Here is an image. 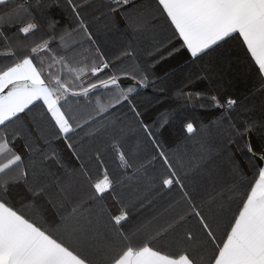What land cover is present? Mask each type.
<instances>
[{
	"label": "snow or ice",
	"instance_id": "6c2138e0",
	"mask_svg": "<svg viewBox=\"0 0 264 264\" xmlns=\"http://www.w3.org/2000/svg\"><path fill=\"white\" fill-rule=\"evenodd\" d=\"M89 3L90 0H50L47 7L63 8L73 18L74 26L57 32L59 22L53 19L47 24V35L26 46L22 38L40 30V24L30 11L32 5L28 0H16L14 5L12 0H0V6H4L0 9V58H12L11 63L0 64V264H264V118L257 121L247 116L251 110L236 98L217 94L205 97L203 93H195L197 99L206 98L211 107L222 110L219 134L226 141L225 146L243 145L249 171L245 172L233 163L230 168L232 183L223 185L197 203L185 189L168 157L159 151L167 169L160 186L168 190L178 188L186 210L143 242L136 239L139 228L131 233L124 229L130 209L137 203L143 207L138 189L117 193L106 168L102 177L93 182L82 161L71 175L79 176L93 190L91 200L99 201L110 192L120 205L118 214L102 207L94 216L85 203L71 196V186L65 182L69 173L52 170V164L63 167V162L50 142L47 152H36L35 156L32 154L33 144L26 143L25 147L29 149L27 159L17 150L16 142L25 119L39 105L55 129V139H63L76 159L82 160L71 141L78 135L77 130L84 129L95 117L80 120L70 109L66 110L69 95L87 97L97 88L115 89V103L102 105L97 101L98 114L123 101L130 103L129 96L135 89L121 88V76L115 73L107 79L89 83L87 87L75 84V80L86 73L97 76L105 69H111L114 63L105 57L82 15V9ZM131 3L132 0H108L106 7L110 14L121 12L132 26L135 20L125 10V6ZM155 5L154 20L163 22L168 35L166 43L149 52L150 56L171 45L167 56L182 53L196 65L212 53L235 52L237 59L243 57L254 69L259 81L256 90L264 96V0H155ZM76 34L80 39L69 43ZM85 43L87 48H84ZM78 48H83L96 59L90 65L84 63L74 67L70 61L82 55L76 51ZM17 49L26 51V54L17 56ZM58 50L65 54L59 55ZM40 53L47 54L52 63L67 69L73 79L62 80L51 73L46 76L43 58L36 59ZM123 57L135 59V50L129 46L115 60ZM165 58L160 55L161 60ZM129 75L123 73L125 77ZM132 79L136 77L132 76ZM136 83L148 87L149 76L141 71ZM76 87L80 91L72 90ZM177 94L189 100L193 97L184 89L178 90ZM130 111L159 149L153 131L140 119L141 113L135 106ZM166 123L164 119L160 126ZM184 127L188 134L197 131L191 122ZM100 131L95 129L86 135L94 137ZM120 131L122 133L123 129ZM109 147L121 168H135L139 172L145 167V164L137 166L132 163L122 149L120 136H111ZM95 159L103 165L99 152ZM21 185L31 193L33 205L18 206L10 199L12 189ZM37 200L54 207L59 219L53 218L51 222L44 219L35 206ZM233 204L235 208H232ZM26 207L33 210L26 211ZM189 220H194L195 226L186 228L174 243L165 247L154 244L155 240L183 227Z\"/></svg>",
	"mask_w": 264,
	"mask_h": 264
},
{
	"label": "trees",
	"instance_id": "16d2710c",
	"mask_svg": "<svg viewBox=\"0 0 264 264\" xmlns=\"http://www.w3.org/2000/svg\"><path fill=\"white\" fill-rule=\"evenodd\" d=\"M92 1L94 0L90 2ZM15 3L16 0H12V4ZM28 3L32 5L30 11L40 24V30L28 38H22L24 45L31 46L45 37L48 32L47 24L53 19L59 22L55 29L57 32L70 30L74 26L73 18L63 8L47 7L50 0H28ZM3 8L4 6H0V9ZM125 10L135 20L132 26H129L121 12L110 14L107 7L101 9L98 16L87 21L97 45L105 57L114 63L111 69H105L97 76L88 75L87 80H82L84 75L81 76L79 80H75V84L87 87L89 83L98 82V79H107L113 73L120 76H123V73H129L131 74L129 76H135L139 80L141 71H143L149 76V86L136 87V91L129 96L130 103L123 101L102 114H98L97 101L99 100L102 105L115 103V89L97 88L91 90L87 97L69 95V104L65 105L66 110L70 109L72 114L80 120H88L90 116L95 117L84 129L77 130L78 135L74 136L71 141L82 160L74 158L72 150L67 148L63 139H55L49 130L52 124L42 114L44 110L39 105L26 117L25 126L18 139H20L22 148H25L26 154H29V149L25 147V144L29 142L33 144V155L40 151L47 152L50 142L53 150L61 148L62 153L73 157L77 166L83 161L89 173H91V167L87 165L86 159L89 157L95 159L96 153L99 152L116 186V192L123 194L129 189H138L141 194L143 207L137 203L134 208L130 209L128 221L124 222V229L129 233L140 229L136 236L138 239L162 231L173 218L183 214L186 210L178 188L168 190L160 186L161 178L166 175L167 169L163 159L158 155L159 151H163L168 157L178 175L181 176L185 189L194 196L197 203L202 197L206 198L209 193L225 184L232 183L230 168L233 163L245 172L249 171L243 145L225 146L226 141L219 134L222 110L211 107L206 98L197 99L195 93H203L205 97L217 94L221 97L236 98L243 102L244 107L251 110L246 115L257 121L264 118V96L256 90L259 88V81L254 69L243 57L237 59L235 52L221 53L220 63L216 60L207 62L206 58L210 57V54L196 65L188 61L182 53L167 56L171 45H168V48H161L160 53L150 56L149 52L162 43H166L165 37L168 35L163 28V22L157 23L154 20L155 0H132L131 4L125 6ZM79 39V35L76 34L69 43ZM129 46L135 50V59L123 57L121 60H115ZM87 47L85 43L84 48ZM76 51L82 55L70 61L74 67L83 66L84 63L90 65L96 59L91 53H85L83 48H78ZM16 52L17 56L26 54V51L21 49H17ZM58 54L64 55L65 53L63 50H58ZM161 54L166 58L161 60ZM41 58H43L46 76L51 73L53 77L59 76L62 80L73 79L67 69L62 68L58 63H52L47 54L40 53L36 59L39 61ZM157 60L159 63H155ZM11 62V57L0 58V64ZM120 85L123 89L131 86L130 84ZM180 89L191 92L192 99L179 96L177 93ZM72 90L80 91V88L76 87ZM132 106L136 107L141 113L140 119L153 131L154 138L160 145L159 149L151 142V138L143 131L137 118L130 111ZM164 119L167 123L161 127ZM188 122L193 123L197 129L195 134L186 132L184 126ZM52 129L55 131L54 128ZM95 129H100V133L94 137L86 135ZM121 129H123L122 133ZM113 135L120 136L122 149L130 156L132 163L137 166L145 164L144 168L137 172L135 168L125 170L120 167L117 156L109 147L110 137ZM201 156L204 158L201 159ZM109 157L114 159L113 166L119 172H113ZM95 177V175L92 176V179ZM23 195L24 198L20 196V201L13 202L18 206L33 205L30 203L31 194ZM108 196L112 197L116 209L119 210L120 205L114 199V194L109 193ZM86 205L90 209V203ZM35 206L36 208L43 206L47 214L46 220L51 222L53 218L59 219L56 209L43 200L35 201ZM232 208H235V204ZM194 226L195 221L189 220L183 227H178L155 240L154 244L157 243L156 245L159 246L161 243L159 241L173 236L177 237L186 228Z\"/></svg>",
	"mask_w": 264,
	"mask_h": 264
},
{
	"label": "crops",
	"instance_id": "0c3cea01",
	"mask_svg": "<svg viewBox=\"0 0 264 264\" xmlns=\"http://www.w3.org/2000/svg\"><path fill=\"white\" fill-rule=\"evenodd\" d=\"M91 1V0H90ZM95 1H97L95 3ZM108 4V0H94L92 2H90L87 6H85L82 9V15L85 17L86 21L92 20L93 18H95L96 16H98L97 14L99 13V11H101V9L105 8L106 5ZM219 52L217 53H212L210 55V57L206 58V61H212V60H216L219 63L221 62L222 58L220 57ZM80 58L79 56H76L75 59ZM91 75V73H86L83 77L82 80H87L89 79V76ZM205 75H208L207 73H205ZM130 87H133L135 90L132 92L134 93L136 91V87H138L137 85H131ZM127 90V89H125ZM131 93V94H132ZM130 94V95H131ZM53 127H50V131L54 136V130L52 129ZM55 137V136H54ZM16 148L17 150L27 159L29 154H26V150L25 148H22V146L20 145V139L17 140L16 142ZM49 149H47L46 151H48ZM55 151L58 153L59 157L61 158L62 162H63V167L57 166L55 164H52V170L53 171H58L61 174H63L65 172V170L67 171V173H69V175L67 177H65V182L66 184L71 186V196L73 197V199L81 201L85 204H89L90 203V209H88V211H91V213L95 216L96 214H98L101 210V208H105L107 210H109L112 214H118L119 210L116 209V205L114 203V200L112 199L111 196H108V194L110 192H106L103 195V198L99 201L93 202L91 200V195H92V191L88 185L86 183H84L81 178L79 176L76 175H71L75 169H77L79 166H77V164L75 163V159H73V157L71 158L69 155L62 153V149L61 148H57L55 149ZM35 156V155H34ZM75 158V156H74ZM90 158V157H89ZM87 158V165L91 167V173H89L92 176H96L93 179V182L97 179V178H101L104 169L106 168L105 164L103 163V165L101 166L99 163H97V161L91 157V159ZM49 163H52L51 161ZM109 163L111 164L112 170L114 173L119 172L118 169H116L113 166L114 163V159L109 157ZM107 169V168H106ZM108 171V170H107ZM109 174V172H108ZM109 177L110 174H109ZM111 179V178H110ZM26 194V196L30 195L31 193H29L27 191L26 188H24L22 185L19 187H15L12 189L11 191V198L12 201H20V196H23ZM14 203V202H13ZM30 203H33V201L31 200ZM40 211V215H42L44 217V219L46 218L47 214L44 211L43 206H39L37 207ZM32 208H27V211H30ZM87 214V211L86 213ZM103 224V221H102ZM179 236V235H178ZM177 236V237H178ZM177 237H171L169 239H163L159 242L160 243V247H165L168 244L174 243V240ZM148 237H140L137 239L138 242H143L145 239H147ZM157 243H155L156 245Z\"/></svg>",
	"mask_w": 264,
	"mask_h": 264
},
{
	"label": "water",
	"instance_id": "95a60500",
	"mask_svg": "<svg viewBox=\"0 0 264 264\" xmlns=\"http://www.w3.org/2000/svg\"><path fill=\"white\" fill-rule=\"evenodd\" d=\"M137 79H132V76H121V80H120V84H130V85H137L138 87H140L137 83H136Z\"/></svg>",
	"mask_w": 264,
	"mask_h": 264
},
{
	"label": "rangeland",
	"instance_id": "374dc122",
	"mask_svg": "<svg viewBox=\"0 0 264 264\" xmlns=\"http://www.w3.org/2000/svg\"><path fill=\"white\" fill-rule=\"evenodd\" d=\"M97 1H95V3H96Z\"/></svg>",
	"mask_w": 264,
	"mask_h": 264
}]
</instances>
